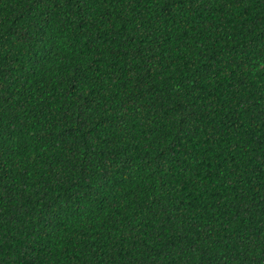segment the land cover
Listing matches in <instances>:
<instances>
[{"label": "trees", "instance_id": "obj_1", "mask_svg": "<svg viewBox=\"0 0 264 264\" xmlns=\"http://www.w3.org/2000/svg\"><path fill=\"white\" fill-rule=\"evenodd\" d=\"M0 264H264V0H0Z\"/></svg>", "mask_w": 264, "mask_h": 264}]
</instances>
